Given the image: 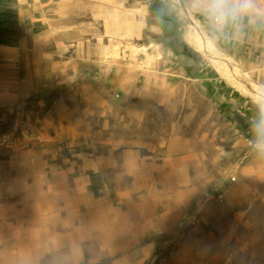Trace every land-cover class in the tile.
I'll list each match as a JSON object with an SVG mask.
<instances>
[{
  "label": "rangeland",
  "instance_id": "374dc122",
  "mask_svg": "<svg viewBox=\"0 0 264 264\" xmlns=\"http://www.w3.org/2000/svg\"><path fill=\"white\" fill-rule=\"evenodd\" d=\"M34 2L0 0L11 51L34 43ZM103 2L108 70L90 85L54 73L22 95L0 64V264H264V0ZM174 135L184 213L123 255L98 198L117 164L99 158L160 160Z\"/></svg>",
  "mask_w": 264,
  "mask_h": 264
},
{
  "label": "crops",
  "instance_id": "0c3cea01",
  "mask_svg": "<svg viewBox=\"0 0 264 264\" xmlns=\"http://www.w3.org/2000/svg\"><path fill=\"white\" fill-rule=\"evenodd\" d=\"M47 1V9L44 0H35L30 10L28 17L33 18L30 24L34 32V43L30 47L24 41L27 36L20 38L18 49L14 51L8 44L0 42V64L18 65L15 79L12 80L9 70H4L3 80L8 79V86H14L22 95L48 87L46 79L54 73L64 82L82 80L85 85H90V81L99 78V73L108 70L109 60L104 54L107 50L105 33L99 23V16L106 9L103 0ZM25 17V11H22L18 20L20 31L26 30ZM4 26L7 25L0 22V34L5 30ZM78 72L86 74L77 76ZM140 140L133 142L140 143ZM183 142L181 135L172 136L168 150L160 160L157 156L140 154L137 147L113 158H99V161L117 164L111 189L98 198L99 204L113 214L112 219H105L110 221L107 225L111 224L120 234L117 241L122 243L123 255L149 254L152 244L146 237L173 230L184 213L186 189L180 186L178 179L187 159L166 154ZM132 245H135L133 250L126 252Z\"/></svg>",
  "mask_w": 264,
  "mask_h": 264
}]
</instances>
